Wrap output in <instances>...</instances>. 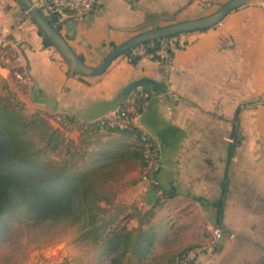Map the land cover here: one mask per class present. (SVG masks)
I'll list each match as a JSON object with an SVG mask.
<instances>
[{
    "label": "crops",
    "instance_id": "obj_1",
    "mask_svg": "<svg viewBox=\"0 0 264 264\" xmlns=\"http://www.w3.org/2000/svg\"><path fill=\"white\" fill-rule=\"evenodd\" d=\"M201 1L98 0L97 10L84 18L61 17L60 32L86 64L100 67L117 45L140 32L202 17ZM250 5L211 28L178 35L181 46L169 62L144 57L131 62L122 54L104 73L88 77L75 73L55 46L45 44L17 0H0V29L19 44L24 58L28 79L18 86L23 91L11 85L9 69L0 74L27 106L90 123L115 115L131 83L162 84L141 111L135 100H127L135 125L158 135L164 152L158 186L141 178L133 182L136 203L128 205L133 207L128 220L136 223L126 228L158 234L138 255L134 244L111 239L124 227H113L104 238L98 234L103 261L146 259L161 247L171 252L172 264L177 253L202 247L192 264H264V160L254 161V172L240 154L228 164L236 129L243 126L248 134L247 117L264 126V42L255 40V29L264 30V13ZM234 15L236 22L229 25L226 20ZM238 148L248 153L247 146ZM216 225L223 229L219 239Z\"/></svg>",
    "mask_w": 264,
    "mask_h": 264
},
{
    "label": "trees",
    "instance_id": "obj_2",
    "mask_svg": "<svg viewBox=\"0 0 264 264\" xmlns=\"http://www.w3.org/2000/svg\"><path fill=\"white\" fill-rule=\"evenodd\" d=\"M45 14L60 31L61 16L56 12ZM40 32L45 44L54 46L41 29ZM160 41L161 39H156L144 45L154 50ZM177 46L180 47L181 44L178 43ZM128 52L129 50L124 54ZM73 71L81 75L76 70ZM0 82V223L4 224L9 217L24 214L34 223H81L83 228L90 227L87 229L89 233L102 236L112 223L111 219L101 217L102 213L119 204L113 200V194L100 189V185L108 179L111 168L117 163L139 159L144 165L143 132L135 123L127 129H120L108 126V118L88 123L62 115L59 119L62 126L77 128L83 135V142L76 146L66 139L60 129L53 128L40 111L28 116L25 112L26 102L1 74ZM139 85L149 92L150 97L162 90L159 82H146L145 79L133 82L123 92L120 110L128 109L130 93ZM135 102L138 111L146 106V101L141 97H137ZM111 132H117V135L106 140L100 137ZM92 138H96L95 143L99 146L87 151L86 144ZM131 139L135 141L130 143ZM63 144L66 145V156L60 161L52 158V151L60 149ZM130 145H134L133 149H129ZM235 146L236 143L233 142L228 164L234 157ZM153 212L152 209L150 214H154ZM148 233H135L124 227L114 232L111 239L119 244L126 243L127 246H143ZM135 248V252H140Z\"/></svg>",
    "mask_w": 264,
    "mask_h": 264
},
{
    "label": "rangeland",
    "instance_id": "obj_3",
    "mask_svg": "<svg viewBox=\"0 0 264 264\" xmlns=\"http://www.w3.org/2000/svg\"><path fill=\"white\" fill-rule=\"evenodd\" d=\"M229 0H202V9L198 16L217 11ZM203 2V3H202ZM250 7H261L264 13V6L259 3H252ZM236 16H230L226 21L229 25L236 22ZM251 21V20H250ZM235 25V24H234ZM241 28V27H240ZM256 41L264 42V30L259 27L255 29ZM261 33V34H260ZM14 65H11L13 67ZM3 68H0V70ZM11 69V68H10ZM1 73V72H0ZM11 78L14 80L11 84L15 90L19 89V84L27 81L18 80L14 73L10 70ZM12 82V81H10ZM1 85V82H0ZM23 91L22 89L20 90ZM19 93V91H18ZM35 104H29L26 107V114L31 116L36 111L47 118L53 128L60 129L67 140H70L74 145L79 146L83 142V135L77 128L69 129L61 125L60 117H54L51 114L38 110ZM243 114V111H242ZM242 118H240V121ZM248 134H245L243 126L236 129V146L234 153L235 157L239 154L243 155L248 167L252 172L256 170L254 161L261 162L264 160V126H257L255 120L247 117ZM244 134V135H243ZM117 135V132L105 133L100 137L104 140L110 136ZM155 137L159 138L158 135ZM96 138H92L89 144H86L87 151L98 148L95 143ZM130 143L135 141L129 140ZM134 143V142H133ZM247 146L248 153H240L238 146ZM134 145H130L129 149H133ZM66 156V145L63 144L60 149L52 151L51 157L57 160H62ZM233 160V159H232ZM238 162L233 161V167L237 166ZM247 165V164H246ZM142 164L139 159H129L123 163L115 164L110 170L108 179L102 182L100 189L113 194V200L126 207H113L109 211L102 213L101 217L109 220L111 219L113 226L104 231L101 238L107 237L111 234L113 227L119 230L122 227H127L131 222L128 220V214L133 210L129 207L134 203L133 197L136 191L133 189V182L141 178ZM250 172V171H249ZM148 184V183H147ZM151 186V185H150ZM144 191V190H142ZM141 194V192H137ZM130 202V203H129ZM136 203V202H135ZM104 204V203H103ZM108 207V206H107ZM126 208V209H125ZM88 228H83L81 223L72 224L70 222H40L34 223L26 215L9 217L4 224L0 223V264H111L109 259H101V247H98L95 240L97 236L88 232ZM156 232L148 233L147 240L143 243H150L156 236ZM89 240L90 243L85 241ZM136 247V248H135ZM143 246H134L135 250L143 251ZM136 255L139 252H135ZM142 253V252H141ZM171 252L168 248H158L152 253V256L143 259L135 257L123 264H169L168 259Z\"/></svg>",
    "mask_w": 264,
    "mask_h": 264
},
{
    "label": "built area",
    "instance_id": "obj_4",
    "mask_svg": "<svg viewBox=\"0 0 264 264\" xmlns=\"http://www.w3.org/2000/svg\"><path fill=\"white\" fill-rule=\"evenodd\" d=\"M33 1L40 9H43L45 13L56 12L61 17L75 19H81L94 13L98 7V0ZM178 43V35L168 36L161 38L159 46L154 50H150L144 44H140L131 48L127 56L131 62L143 57L154 59L159 62H169L172 59L173 52L178 47ZM11 65L14 66L11 67ZM0 68L11 70L18 80L24 81L27 78V70L24 66V58L20 51L19 44L3 34L1 29ZM137 97H141L147 102L150 98V94L142 85H139L131 91L128 100H135ZM102 122L104 123V120ZM132 123H134L133 115L130 113L129 109H122L108 118L107 125L120 129H127ZM142 143L144 146L145 163L142 167L141 179L151 186H158L159 180L157 174L161 168V160L164 152L163 143L147 133H143ZM213 231L216 239L222 237L223 229L220 226L216 225ZM201 250L202 247H193L181 251L175 255L173 264H192Z\"/></svg>",
    "mask_w": 264,
    "mask_h": 264
},
{
    "label": "water",
    "instance_id": "obj_5",
    "mask_svg": "<svg viewBox=\"0 0 264 264\" xmlns=\"http://www.w3.org/2000/svg\"><path fill=\"white\" fill-rule=\"evenodd\" d=\"M27 11L29 16L36 22L44 34L51 40L54 46L59 50L62 56L68 61L70 66L83 76L93 77L104 73L111 63L120 55L124 54L131 48L144 44L148 41L165 38L173 35H180L187 32L204 30L211 28L236 10L244 5L259 3L264 6V0H229L217 11L194 19L175 22L163 26H158L140 32L125 42L117 45L107 56L104 63L100 67H92L84 62V60L74 51L67 42L62 33L49 21L42 10L34 3L33 0H17ZM151 82L150 79H145Z\"/></svg>",
    "mask_w": 264,
    "mask_h": 264
}]
</instances>
